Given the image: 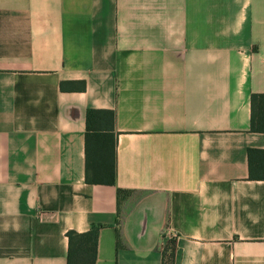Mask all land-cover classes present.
Returning a JSON list of instances; mask_svg holds the SVG:
<instances>
[{
  "label": "crops",
  "instance_id": "0c3cea01",
  "mask_svg": "<svg viewBox=\"0 0 264 264\" xmlns=\"http://www.w3.org/2000/svg\"><path fill=\"white\" fill-rule=\"evenodd\" d=\"M260 93L264 0H0V264H66L92 225L95 264H264ZM87 109L114 185L85 182Z\"/></svg>",
  "mask_w": 264,
  "mask_h": 264
},
{
  "label": "trees",
  "instance_id": "16d2710c",
  "mask_svg": "<svg viewBox=\"0 0 264 264\" xmlns=\"http://www.w3.org/2000/svg\"><path fill=\"white\" fill-rule=\"evenodd\" d=\"M66 82L60 83L67 89ZM84 87V83H83ZM85 182L89 184L114 185L116 175V132L114 112L108 109H87L85 114ZM249 127L252 131L264 132V93L250 95ZM262 151L247 148L248 177L264 179V164L252 165V157ZM129 190L117 188V213L121 212V202ZM100 225H92L84 232L67 231L68 249L66 264H95ZM119 245V234H116ZM161 255V264H172L174 244L167 242Z\"/></svg>",
  "mask_w": 264,
  "mask_h": 264
}]
</instances>
